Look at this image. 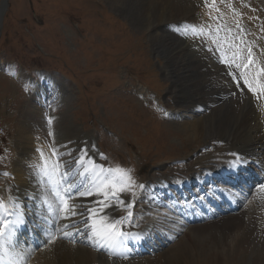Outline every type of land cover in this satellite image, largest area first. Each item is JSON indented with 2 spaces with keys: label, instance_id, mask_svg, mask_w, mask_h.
Instances as JSON below:
<instances>
[{
  "label": "bare ground",
  "instance_id": "6f19581e",
  "mask_svg": "<svg viewBox=\"0 0 264 264\" xmlns=\"http://www.w3.org/2000/svg\"><path fill=\"white\" fill-rule=\"evenodd\" d=\"M142 1L140 22L150 26V21H155L152 38L156 49L167 53L170 66L172 99L166 107L168 116L175 126L191 131L206 145L199 157L184 169L166 168L165 173L161 166L146 178L143 198L132 209L131 223L126 222L123 227L125 231L143 233V239L127 242L123 255L128 259L123 255L110 257L108 250L98 251L76 233L71 220L59 221L56 227L60 231H54L42 219L47 212L41 200L27 198L41 195L29 168L40 160L37 149H42L46 158L51 155V145L42 141L45 139L42 107L51 98H56L61 107L69 100L70 88L50 75H39L38 81H32L28 75L18 72L21 80L33 85V92L20 109L16 137L21 146L15 145L17 151L9 176L12 181L0 197H7L9 185H14L10 191L18 192L25 214L11 217L17 222V236L15 248L7 246L3 250L4 264H15L18 257L13 252L24 255L21 264H146L144 261L147 264H264V192L258 187L264 183V99L258 101L246 89H238L228 75L230 69L219 62L220 53L209 51L215 46L193 35V27L199 30L203 25L208 29L211 21L209 14L212 17V13L205 9L204 3L200 0ZM219 7L223 21L220 39L224 40L225 29L234 26L236 30L239 21L240 28L247 27L246 31L257 35L254 58L264 66V0H233V8L224 0L219 2ZM171 11L173 14L169 16ZM213 38L214 31L206 37ZM233 92L238 94L230 95ZM138 96L143 98L140 92ZM67 111L60 113V122ZM36 123L39 129H34ZM73 131L74 127L65 128L67 138L60 146L66 150L58 151L61 159L75 160L81 155V149H87V155L97 165L107 168L99 160L97 142L88 134L84 139L74 137ZM232 153L238 154L239 162ZM54 160L52 157L49 163ZM85 165L91 167L87 161ZM72 170L83 171L75 165ZM80 179L77 175L70 182ZM48 198L53 199L50 193ZM101 199L95 195L76 196L74 203L77 211H84L81 205L96 207L94 202ZM118 208L121 207L105 209L100 215L119 219L122 215ZM222 216L233 220L221 231L213 229L219 227L215 220ZM73 219L75 227L83 231L82 217ZM196 222H200L197 228ZM65 223L69 225L67 229L61 227ZM194 228L199 229L193 232ZM64 231L72 235L65 238ZM52 236L57 238L49 243Z\"/></svg>",
  "mask_w": 264,
  "mask_h": 264
},
{
  "label": "rangeland",
  "instance_id": "374dc122",
  "mask_svg": "<svg viewBox=\"0 0 264 264\" xmlns=\"http://www.w3.org/2000/svg\"><path fill=\"white\" fill-rule=\"evenodd\" d=\"M200 1L216 18L207 28L221 27L219 2L224 0H216L212 7ZM225 1L233 8V0ZM142 4V0H6L0 19V173L13 168L20 109L33 92V85L21 80L18 72L32 81L50 75L70 88L69 100L61 107L56 98L42 107V141L51 145L50 150L63 151L60 142L67 138L65 128L74 127V137L84 139L88 134L97 142L102 164L130 170L137 184H145L161 166L165 173L184 169L199 157L205 141L175 126L165 112L172 99L170 66L167 53L156 49L152 38L155 21L150 26L140 22ZM245 28L233 26L232 35L244 39L242 48L251 45L254 55L257 35ZM65 109L67 115L60 122ZM36 124L34 129H39ZM10 177L0 175V196L8 191ZM141 191L136 189L138 195ZM118 210L122 216L127 211ZM226 218L215 220L219 227L213 229L221 231L233 220Z\"/></svg>",
  "mask_w": 264,
  "mask_h": 264
},
{
  "label": "snow or ice",
  "instance_id": "6c2138e0",
  "mask_svg": "<svg viewBox=\"0 0 264 264\" xmlns=\"http://www.w3.org/2000/svg\"><path fill=\"white\" fill-rule=\"evenodd\" d=\"M216 0H212V4L208 5V0L205 4L209 7L214 6ZM219 12V9H215ZM216 19L215 17H211ZM240 28L239 22L236 25ZM212 29L209 27L205 29L202 25L199 30L193 27V35L204 40L206 44L210 43L215 48H209L210 52L220 53V63L224 64L227 69H230L228 75L232 77L235 86L238 89L252 93L259 101L264 99V66L259 63L253 55L251 45L242 48V37L232 35V29H225L226 36L224 40L219 37L221 27L217 25L215 28V38L207 40L206 37L212 34ZM241 31L243 29L241 28ZM187 33H185L186 35ZM229 37L231 39L229 40ZM239 42V43H238ZM240 81L243 83L241 84ZM233 92L230 95H237ZM48 123L52 120L49 118ZM49 135H52L50 132ZM40 160L38 163L30 164L31 178L37 187L38 192L41 193L39 197L29 196V200L39 198L44 205L47 212L42 219L54 231H60L56 227L59 221L71 220L73 229L76 233L82 236L83 239L92 243L97 250L106 249L110 257H117L123 255L127 251V242L129 240L136 242L143 239V233L131 232L123 230L125 223H131L134 217L132 209L136 203L143 198V192L138 195L136 189H145V184H137L131 177L130 170L122 167L104 168L103 165H97L95 161L87 155V149H81V155L75 160L64 162L61 159L62 154L55 148H51V155L45 158L44 151L37 149ZM70 156L72 153H68ZM103 155V154H101ZM236 158V162L240 161V157L236 153H232ZM55 157V160L50 164L49 160ZM85 161L91 165L87 167ZM82 168L83 171L74 172L73 166ZM235 166V165H234ZM0 175L10 176L11 173L4 172ZM81 179L76 182H70L75 176ZM87 181V183H85ZM15 187L9 185V193L7 197H0V264H4L3 250L7 246L15 248V231L17 222L13 221L11 217L19 218L25 213L21 210L23 205L17 193H12L10 189ZM259 189L264 192V183L259 184ZM51 194L52 200H49L48 195ZM130 194L131 198L128 199ZM101 196L103 199L95 201L96 207H86L84 211H77V205L74 203L76 196L91 197ZM232 195H240L239 193H232ZM126 208V214L119 219H111L107 215H100L104 213L105 209L114 208L116 206ZM87 213V215H85ZM76 216L82 217L83 231L76 228V221L73 219ZM98 217V218H97ZM63 229H67V223L62 224ZM63 237H70L72 234L64 231ZM57 237L52 236L49 243L53 242ZM6 241V243H5ZM73 243L75 241L73 240ZM12 255L18 257L15 264H21L24 255L20 252H13ZM124 259H128L127 255H123Z\"/></svg>",
  "mask_w": 264,
  "mask_h": 264
},
{
  "label": "water",
  "instance_id": "95a60500",
  "mask_svg": "<svg viewBox=\"0 0 264 264\" xmlns=\"http://www.w3.org/2000/svg\"><path fill=\"white\" fill-rule=\"evenodd\" d=\"M5 6H6V0H1V2H0V19L2 17L4 10H5Z\"/></svg>",
  "mask_w": 264,
  "mask_h": 264
}]
</instances>
